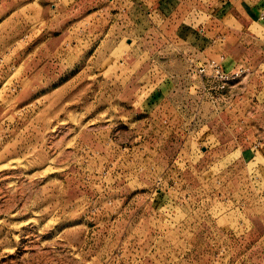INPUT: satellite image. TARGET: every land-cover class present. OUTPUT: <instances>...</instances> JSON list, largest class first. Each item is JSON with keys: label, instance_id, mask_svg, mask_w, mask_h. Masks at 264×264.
<instances>
[{"label": "rangeland", "instance_id": "1", "mask_svg": "<svg viewBox=\"0 0 264 264\" xmlns=\"http://www.w3.org/2000/svg\"><path fill=\"white\" fill-rule=\"evenodd\" d=\"M224 2L0 0V264H264V0Z\"/></svg>", "mask_w": 264, "mask_h": 264}, {"label": "built area", "instance_id": "2", "mask_svg": "<svg viewBox=\"0 0 264 264\" xmlns=\"http://www.w3.org/2000/svg\"><path fill=\"white\" fill-rule=\"evenodd\" d=\"M261 22H264V11L260 16ZM225 58L220 59H209L207 62L199 66V73L202 76H207L213 80V84L217 92H224L227 88V85L231 81V78L234 76L233 73H227L223 68V62Z\"/></svg>", "mask_w": 264, "mask_h": 264}, {"label": "crops", "instance_id": "3", "mask_svg": "<svg viewBox=\"0 0 264 264\" xmlns=\"http://www.w3.org/2000/svg\"><path fill=\"white\" fill-rule=\"evenodd\" d=\"M228 5H231V0H226V2H224L223 3V7L224 6H228ZM248 8H250V7H248ZM232 9H234V8H232ZM255 10V9H254ZM264 11V6L263 7H258V9H256L255 10V18L257 19V21L258 22H261V20H260V16H261V14H262V12ZM261 23H263L264 24V22H261ZM227 67H228V64H227V62L226 61H224L223 62V68H224V70L227 72V73H232V71H234V70H232V71H228L227 70ZM165 87H166V85H162L161 86V88H159L154 94H153V98L155 99H158V100H160V99H162V98H164L165 97V95H166V93H168V89L167 90H165Z\"/></svg>", "mask_w": 264, "mask_h": 264}]
</instances>
